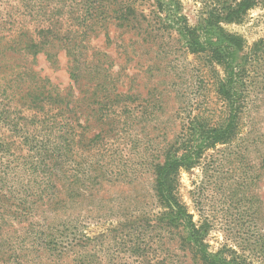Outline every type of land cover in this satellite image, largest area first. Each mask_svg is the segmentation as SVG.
I'll use <instances>...</instances> for the list:
<instances>
[{
	"label": "rangeland",
	"instance_id": "1",
	"mask_svg": "<svg viewBox=\"0 0 264 264\" xmlns=\"http://www.w3.org/2000/svg\"><path fill=\"white\" fill-rule=\"evenodd\" d=\"M124 1L147 16L141 32L86 15L82 0H0V264H204L201 249L264 264V59L253 61L264 56V1L220 24L242 38L234 64L247 56L248 73L235 84L243 107L231 140L202 149L207 123L229 122L218 92L227 74L210 51L192 52L179 26H201L214 1ZM84 17L78 48L98 65L80 94L90 99L74 112L30 106L32 94L73 85L71 59L11 44L53 19L77 36ZM169 159L181 160L166 178L179 219L157 187Z\"/></svg>",
	"mask_w": 264,
	"mask_h": 264
},
{
	"label": "trees",
	"instance_id": "2",
	"mask_svg": "<svg viewBox=\"0 0 264 264\" xmlns=\"http://www.w3.org/2000/svg\"><path fill=\"white\" fill-rule=\"evenodd\" d=\"M158 6H162L163 0H155ZM213 5L209 7L206 11L207 16L202 22L201 26L191 27L186 23V19L184 17H180V19L184 20V25H180L179 29L182 34L185 35L186 44L188 48L192 52H203L210 51L211 55H209L210 61H216L222 64L225 67L226 78H222L218 84V92L223 99L227 102L226 107L230 108L229 113V122L226 125V131L223 123L219 125H212L207 123V133L206 136L200 138L201 142L197 144L198 149H202L205 146L212 147L219 143H226L232 138V134L235 129L236 120L238 121L239 110L243 107L242 104L235 105V99L233 96L236 94L235 92V84L243 83L244 74L248 73L246 64L249 61V58L246 56L243 58V63L234 64V60L237 58V50L243 49V41L240 36L233 34H226L223 32L220 24L221 22H232V21H242L244 17L247 15L248 11L254 8L260 1L264 0H212ZM82 4L88 6V10H86V15H91V10L94 9L96 12H99L100 16L104 19H108L109 17L117 20V24L121 27H131L137 28L138 31L141 32V28H143V23L145 21H149L147 16L143 14V12H139L135 7H133L131 1L124 0H82ZM85 29L81 31L79 28L74 32L76 35H70L72 30L62 31V23L59 19H53L49 22L45 27L37 30L36 33L40 34L39 37H35L34 33L30 31L19 33L20 36L28 35L25 41L13 42L11 44V50L21 49L22 52H26L25 55H32L34 58L38 56L39 53L45 51L46 57L50 60L51 53L48 49H64L65 54L71 59V64L69 65V75L73 80V85L68 87V90L58 91L54 93H48L46 96L41 94H32L31 95V104L30 106L34 108H44V102L53 101L51 104H65L66 107L69 108L70 112H74L76 109V104L73 105L72 102L77 103L80 101L89 100L90 97H86V95L81 96L80 94L83 91L82 87H88L90 84L93 86L94 79L89 77L92 74L91 67L98 66L97 64H87L88 55L86 52V48L82 50L78 48L81 45V41L78 39L86 35L87 30L89 29V23L87 17L83 19ZM83 26V27H84ZM150 27V22L144 27L145 31H148ZM79 43V44H78ZM256 56L253 61H261L264 59L263 55L254 53ZM85 64L84 70L82 66L79 64L82 62ZM242 63V64H241ZM84 66V65H83ZM32 70L31 68H29ZM76 85L77 88L75 87ZM98 85V84H97ZM89 89H86L88 92ZM30 96V94H29ZM54 97L53 99H51ZM49 99V100H46ZM228 99H231L229 102ZM45 100V101H44ZM72 104V105H70ZM89 104H87V108H89ZM208 136V137H207ZM199 139V138H198ZM205 139V140H204ZM203 140L205 144L203 146ZM189 142H185L182 144L184 148L189 146ZM181 166V160L175 159L170 162V159L167 160L163 165L157 167V187L158 191L162 198H166L167 202L171 206L172 212L175 214V218L179 219L180 216H183L185 213V209L176 201L174 198L172 191L169 189L168 185H166V178L170 174L171 171L175 170L177 167ZM194 233L196 231L194 230ZM198 242V239L196 240ZM197 252V251H196ZM200 252L201 257L204 260V264H233V262H226L225 259H221L215 257L213 255L207 254L205 251L198 250ZM236 262V261H234Z\"/></svg>",
	"mask_w": 264,
	"mask_h": 264
}]
</instances>
